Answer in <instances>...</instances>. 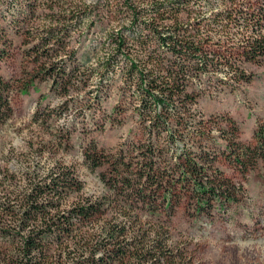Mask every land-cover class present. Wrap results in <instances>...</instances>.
<instances>
[{
	"label": "trees",
	"instance_id": "obj_1",
	"mask_svg": "<svg viewBox=\"0 0 264 264\" xmlns=\"http://www.w3.org/2000/svg\"><path fill=\"white\" fill-rule=\"evenodd\" d=\"M16 1L26 17L35 16L43 1L48 8L45 25L32 29L27 24L35 40L29 57L64 104L82 80L73 64L70 32L91 17L93 6L75 0ZM104 1L115 16L131 18L129 32L112 35L113 50L101 65L106 71L120 58L124 82L136 79L143 142L135 155L125 147L105 153L92 141L83 146L91 169L106 166L99 173L103 198L84 196L82 182L67 168L52 167L40 175L35 168L18 184H8L12 189L0 197H5L0 201L5 264H191L192 257L171 232L176 208L192 193L203 206L214 197L233 199V183L216 165L214 151L220 147L204 143L210 119L196 117L197 105L211 65L247 80L243 68L233 69L232 60L264 61V0H220L223 7L211 21L200 19L196 7L213 0ZM62 53L68 54L69 64L55 60ZM9 90L0 75V120L10 115ZM46 116L44 110L34 113L35 121L44 122ZM222 123L216 124L226 133L224 151L229 150L234 165L245 168L264 157V125L256 133L257 146H250L237 141L231 117Z\"/></svg>",
	"mask_w": 264,
	"mask_h": 264
},
{
	"label": "rangeland",
	"instance_id": "obj_2",
	"mask_svg": "<svg viewBox=\"0 0 264 264\" xmlns=\"http://www.w3.org/2000/svg\"><path fill=\"white\" fill-rule=\"evenodd\" d=\"M75 1H85L93 8L91 17L70 32V43L76 50L73 64L78 65L77 75L82 80L75 82L78 90L61 104L51 90V79L38 75L29 57L28 48L35 40L27 24L32 29L46 24V4L43 1L35 16L26 17L18 1L8 8V3L0 0V75L10 84L11 106L9 117L0 120V197L12 189L8 184H18L26 172L36 168L40 175L53 167L55 171H73L83 184L84 196L103 198L99 173L106 166L91 169L83 146L92 141L105 153L114 154L125 147L135 155L143 142L140 99L134 94L136 79L124 82L120 58L106 71L101 65L113 50L112 35L124 29L129 32L131 18L115 16L104 0ZM197 4L203 14L200 19L205 21H211L223 7L220 0H213L212 5ZM19 26L22 28L17 32ZM59 59L70 62L68 54L62 53L55 60ZM232 61L233 69L243 68L249 78L242 80L230 70L211 65L196 117L210 119V135L204 143L220 147L214 151L216 165L233 183V199L214 197L210 206H203L192 193L184 197L170 222L174 239L188 251L191 264H264V157H256L245 168L237 167L229 160V150L224 151L226 133L219 129L224 125L222 119L231 117L237 141L257 146L256 133L264 125V61L253 63L237 57ZM37 109L49 114L46 121H35ZM181 146L178 142L177 147ZM72 195L74 200L76 194ZM0 264H5L1 249Z\"/></svg>",
	"mask_w": 264,
	"mask_h": 264
}]
</instances>
